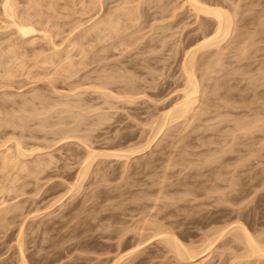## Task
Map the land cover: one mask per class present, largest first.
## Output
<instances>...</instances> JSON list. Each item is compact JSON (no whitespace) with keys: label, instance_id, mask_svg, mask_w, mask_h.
I'll return each mask as SVG.
<instances>
[{"label":"rangeland","instance_id":"374dc122","mask_svg":"<svg viewBox=\"0 0 264 264\" xmlns=\"http://www.w3.org/2000/svg\"><path fill=\"white\" fill-rule=\"evenodd\" d=\"M5 1L0 0V45L2 44V51L4 50L7 57L2 59L5 61H2L3 64L0 65V75L1 73L3 75L7 69L8 61H10L8 59H11L10 55L13 56L10 53V58H8L7 53L10 49L7 48L8 44L17 45L21 41L20 36L15 35L16 31L13 32L12 23L7 22L9 18L3 16L4 10L2 9L5 3L2 2ZM26 1L28 0H10L11 4L14 3V8L15 6L16 8L21 7L15 10L20 11L18 13L22 12V16H25L27 12L29 15L32 13L35 15L38 9L41 15L47 14L42 22L39 20L41 26L37 20L43 16L37 13L41 17L38 19L34 17L36 23L38 22V31H50V29L52 31L54 28L52 23L56 22V25L57 23L62 25L63 32L60 26L61 35L50 40L51 43L42 32L35 36L33 45L29 42L23 47V43H18L25 49V53L28 52L24 57L27 66L25 70L22 67L19 69L18 65L20 66L22 61L17 55H15L16 58L13 56L15 63L11 60L12 65L10 64L9 67H14L19 71L16 70L18 74L16 73L17 76L15 75L13 81L11 79V83L7 84L9 81L4 79L6 85L3 83L4 87L0 85V113L4 119L12 116V120L18 114L17 123L20 121L21 123L18 124H21L20 127L23 129L16 123V119L14 121L18 129L13 126L14 124H9L8 128L2 127L0 152H5L7 148L9 150V147H11L10 150H14L15 143L21 141L25 149L31 148L32 150L33 147L36 150V147L37 150L39 148L41 150L36 151L37 153L35 152L30 159L29 156L27 162L35 160L34 157H36L40 160L46 158L43 163H47L55 157L53 159L55 164L53 162V166L50 165L49 169L45 167L47 171L43 168L46 172L40 174L41 171L38 175L31 171L28 173L29 170L24 172L16 170L12 175H7L9 174L7 171L4 173L0 171V218L7 220L6 223L3 222L4 220L0 221V264H23L22 261H26L27 264H114L123 256L125 258L120 264H264V259L242 257L245 247L234 241L233 233L229 232L215 241L213 248L211 247L212 250L210 248L211 251L203 252L208 236L224 227L231 228L238 222L244 224L256 238L264 243V0H203L208 5L220 6L229 10L234 16L233 29L239 32V35L245 33L246 41L242 43L243 46H239L240 43L239 45L237 42L236 45L234 43V47L229 48L227 52L225 51L226 53L223 52L222 59L220 55H218L219 58L215 55L216 58L221 59V63L215 59L213 62L216 64L208 61V65L203 64L201 69L199 66L200 70H197L199 80L206 78L200 82L198 98L205 103L198 100L199 104H196V107L199 109L206 106L209 109L205 108V112L209 110V113H205L207 115L203 118L199 117L200 120L196 117L197 121L193 118V122L192 120H180L179 123L171 124L173 126L168 125V128H165L159 135L160 137H157V141H154V145L151 144L152 146L148 147L146 152H142L143 154L132 157L128 163L125 159L120 161L96 158L97 160L93 161V166L91 165L92 168L89 169L90 172L88 171L83 182H80L77 177L81 160L87 154V150L84 145L80 144L78 136H73L68 141L63 140L65 142H59L58 131L65 128L71 129L72 126L80 123L85 113L86 119L83 118V120L88 119L86 124L92 125V128L89 125H87L88 128L83 125L84 121L82 128L86 127L85 133L83 130L86 135L82 132L73 135H83L80 137L85 136L84 139L91 140V142L84 141V143L92 145L93 149L105 152L122 151L138 145V147H143L150 137H153L151 127L155 126L153 127L155 134L156 126L163 122V119L160 120L165 116L163 114L168 113L183 95L185 88V77L182 71L184 55L200 40L202 21L196 19L189 6L182 8L184 0H138L137 3L141 1L140 23L131 22L134 26L131 23L129 25V22L124 24L132 26V30L130 32L128 30V34H132L128 38L129 43H133H131L132 46L114 48L113 41L107 39V41L98 42L104 37L99 38L97 34L89 35V39L85 40V44L83 43L86 49H83L89 48L92 54L87 56L89 59L84 60L78 49L80 46L74 48L73 43L80 38L83 30L93 25V18L98 20L103 15H107L110 9H115L121 3L119 1L123 0H102L105 2L104 13L99 10L100 5L95 6L96 9L92 7L96 10L94 12L90 11V8L87 9L90 2L96 3L99 0H39L36 3L46 1L49 3L48 6L53 4L56 7L53 9L49 7V10L46 4L44 3L43 6L42 3L43 7L38 8L40 6L38 3L36 9L34 8L35 14L28 7L34 0L33 2L30 0V5ZM137 3L134 2L131 6L137 7ZM238 5L239 8H237ZM82 9H85L84 12ZM89 11L93 13L90 14ZM20 16L18 20L21 19ZM127 19L126 17L123 20ZM75 23L80 25L82 31L80 28L76 30L78 27L75 29ZM57 29L54 28L55 31ZM236 32L229 35L222 45L224 48L237 36ZM9 40L12 42L9 43ZM53 47L65 54L71 53L72 62L74 59L75 63L82 62V59L86 62H83L85 66L77 64L76 70L81 68L79 75L78 72L76 77L70 78V74L68 76L61 70L63 65L65 67L70 63L63 55L64 53L57 60L61 65L58 68L51 67L49 64L36 65V63L39 64L44 54L47 57L48 54H53ZM211 51L214 53L216 49H211L210 54H212ZM21 52H23L22 49L19 54ZM2 54L1 52L0 55ZM35 54H42V56L39 59L34 56ZM200 55L201 53H198V59H201ZM204 59L208 57L199 61L204 63L206 62ZM6 60L8 64L5 63ZM75 63L73 64L76 65ZM38 71H45L48 76H41L42 80L39 76L38 79L36 77ZM208 75L212 76L211 82ZM3 76H1L2 79ZM202 76L205 77L202 78ZM110 77L113 78L109 79ZM100 84L104 85L101 88L103 91L100 89ZM109 85L114 89L109 88ZM115 87L118 91L114 95L116 97L122 88L124 91L126 88L132 89L133 87L134 91L137 90L136 95H129V97L137 101L129 104L123 102L124 99L120 101V99L113 98V100L109 97V100H106L107 98L101 93L114 92ZM204 88L206 91H203ZM202 93L205 94L204 97ZM122 96L127 97L125 94L118 97ZM43 98L47 99L45 100L48 103L47 108L49 106L48 111L51 112H47L50 114H46L45 117L46 109L43 108V112L40 111L43 109H39L46 104ZM65 103L69 107L71 105L70 108L76 107L72 108L74 114L68 106L66 109L69 112L66 110L67 113H65ZM28 112L35 114L31 115ZM100 112L107 113L111 118L105 121L107 126L105 124L102 127L103 131L101 127H99L101 129L96 127L99 131L93 127L96 120L100 121ZM79 113L82 117H78ZM107 115L104 116L106 119ZM26 117H30L27 119L28 122L25 120ZM43 118L46 124H50L48 126L44 124L48 128L41 127L45 123ZM204 118H208L209 121ZM63 122L65 125H62ZM188 122L193 124H186ZM55 125L58 126L53 127ZM92 130H95V133H91V137L89 135L90 132H94ZM123 133L125 136L127 134V139L122 141ZM8 137L10 140L8 139L7 142ZM15 149L9 153L14 155L17 151V148ZM47 159L48 161H45ZM33 164L29 167H33ZM16 173L20 175L18 178H16ZM30 173L33 175L30 176ZM77 180L81 184L78 183V185ZM24 184L27 185L24 186ZM211 185H221L222 189L211 192L208 190ZM21 186L26 188L22 187L25 189H22L23 192ZM3 187L5 189L11 187V191L7 189L8 192ZM162 187L166 192L162 191V194H165L163 196L158 194L162 198H158L159 202L155 194L158 190H163ZM70 188L73 189L70 190ZM5 202L6 205L14 203V207L10 206V208L9 205L3 207ZM160 227L175 232L186 246L200 249L198 253L200 252L202 257L196 261L179 259L171 248L158 237ZM213 237L212 235L211 238ZM142 242L143 245H141ZM137 246L142 247L136 251ZM132 251L137 253H132ZM24 252L23 257L26 258L22 260Z\"/></svg>","mask_w":264,"mask_h":264},{"label":"bare ground","instance_id":"6f19581e","mask_svg":"<svg viewBox=\"0 0 264 264\" xmlns=\"http://www.w3.org/2000/svg\"><path fill=\"white\" fill-rule=\"evenodd\" d=\"M25 1V0H24ZM29 1V2H28ZM28 1H26V3L27 4H29L30 5V3L31 2H33V0L30 2V0H28ZM37 1H39V0H34V2H35V4H34V2L33 3H31V7L30 6H28L30 9H32L33 10V12H34V8L36 9V7H37V5H38V3H40V2H38V3H36ZM41 1V0H40ZM48 1V0H47ZM49 1H51V0H49ZM93 1H97V0H93ZM136 1H138V0H123V1H119V5L115 8V9H110L109 10V8H108V10H109V12L107 13V15H103V17H100L97 21L95 20V18H93L92 19V21L94 22L93 23V25L90 27V28H88V29H86L85 31L83 30L82 31V28H80V25L78 24V25H76V23H75V25H76V27L75 26H73V28L75 27V29L76 30H78L79 28H80V31H82L81 33H82V35L80 36V38H77V40L73 43L74 44V48H75V46H80L78 49L80 50V53L82 54V58L85 60L86 58H88L87 56H90V54H92L90 51H89V48L87 49V50H85L86 48H85V46L83 47V43L85 42V40H88L89 38V35H94V34H97L98 36L97 37H104L103 39H99L98 40V42H102V40H104V41H107V39L110 41H113L112 43H113V45H114V48H118V47H120V46H127V47H131L132 46V44L131 43H129L130 42V40H128V38H130V34H128V30H129V32H130V30H132V26L130 27L129 25H131L132 23L131 22H139L140 23V21L139 20H141V16L139 15L140 14V12H139V10H140V8H139V6L141 5V1H139V3H137ZM14 2V1H13ZM134 2L135 3H137L136 4V6L137 7H132L133 5L132 4H134ZM2 3H5L4 4V6H3V9L2 10H4V12H3V16H6V18L8 19H5V20H7V22L9 23V24H11L12 25V29L14 30L13 32H15L16 31V33L17 34H15V35H19L20 36V38H21V41L20 42H18L17 40V42L19 43V44H22L23 43V47L25 46V44H27V43H29L30 42V44H35V36L37 35V34H39L40 32H42V33H44V35H45V37H48L49 38V41L50 40H54V39H56L55 37H57V36H60L61 35V33L63 32V27H62V25H60L59 23H57V25H56V22L54 23H52V24H54L53 26H54V28H58L56 31L54 30V28H52V31H51V29H50V27H49V29H50V31L48 30V31H43V30H37L38 28V22H39V20H41L40 22H42L43 21V19H44V17H45V15H47V14H45L44 16L43 15H41L39 12V9H38V11L37 10H35V11H37V13L38 14H40L41 16H43V18L40 16V15H37V13L36 12H34V14L35 15H29V14H27V13H25L23 10H21V11H23L24 13H25V16H22L21 15V13H18V12H20V11H16L15 9H21V7H17L16 8V6H15V8H14V3L13 4H11L12 2H10V0H6L5 2H2ZM24 3V2H23ZM43 3V4H42ZM44 3L46 4L45 6H47V8L50 10V8L51 9H53V7H54V5L53 4H50L49 6H48V4L49 3H46V1L45 2H41L40 3V6H38V8H40L42 5L44 6ZM53 3H54V1H53ZM240 3V2H239ZM238 3V4H239ZM17 4V3H16ZM42 4V5H41ZM104 4H105V2H103L102 0H99L98 2H90V4L88 5V10H89V8H90V11H96V10H94V9H96L95 8V6H97V5H100V9L99 10H102V12H103V6H104ZM115 4H116V2H115ZM36 5V6H35ZM52 5V6H51ZM132 5V6H131ZM25 6H26V4H25ZM42 6V7H43ZM83 6H84V3H83ZM85 6H86V3H85ZM186 6H189L190 7V9H191V12L192 13H194L195 14V17H196V19L197 20H200V21H202V26H201V31H200V33L202 32V36L200 37V40H198V42H197V45L195 46V47H192L191 49H188L187 51H186V53H185V55H184V59H183V63H182V71H183V76L185 77V88L183 89V95L181 96V98H180V100H179V102H177V104L176 105H174V107L170 110V111H168V113L166 112V114H163V118H161L160 120H162L163 119V122L161 123V125L159 124V126L157 125V124H154V125H157L156 126V132H155V134L153 133V130H155V128H153V127H155V126H153V127H151V131H152V136L153 137H150V139H152V140H150L149 139V141H148V143H146L143 147H129V148H127V149H121L122 151H118V150H116V151H98V149L97 150H95V149H93V146H92V148H91V146L88 144V143H84V141L85 142H91V140H89V139H91V138H89L88 140L89 141H87V139H84V138H86L85 136L84 137H80V136H83V135H73V134H76V133H83V130H84V133H85V129H86V127L85 128H82L83 127V125H85V126H87V125H89V124H86V122H87V120H85L86 118L84 117V115H85V113H84V115H82L81 113H79V116L78 117H82V119H80V118H78V120L80 119V123H77L76 125L74 124V123H76L78 120H76V122H74L73 123V125H75V126H72V128L71 129H64V130H61L60 132L58 131V133L57 134H60L58 137L60 138V141H59V138L57 139L59 142H61V141H63V140H70V138L71 137H73V136H75V137H77V138H79V140H80V144H82V145H84L85 146V148H86V152H87V154L85 155V157H83L82 158V160H81V163H80V165H81V167H80V172H79V176L77 177L78 178V180L80 181V182H83V180H84V177L86 176V175H88L87 173H88V171H89V169L90 168H92L91 167V165L93 166V161L96 159V158H101V160H102V158H104V159H106V160H108V159H117V160H120L121 161V159H125L127 162L126 163H128V162H130V160L132 159V157H134V156H136V155H138V154H141L142 152H146L145 150H147L148 149V147L150 148L152 145L151 144H155V140L156 139H158L157 137H160L159 135H161L162 134V132L165 130V128H168L167 126L168 125H170V126H173V125H171V124H173L174 122H176V123H179L180 122V120L182 121V120H192L193 118V120H195V118L197 117L198 118V120H200V118L199 117H201V118H203V117H205L207 114H205V113H207L209 110H207L206 112H205V108H206V106H205V108L203 109L202 107H200L199 109H198V107H196L197 105L196 104H199V103H197L198 102V100H201V99H199L198 97L200 96V82L201 81H203L206 77L205 76H202V78L203 77H205L204 79H202L201 81L199 80V77H198V71L202 68V66H203V64H206V65H208L207 63H208V61H211L212 63H215V62H213V61H215V59H216V61H217V59L219 58V56L218 55H220V57H221V55H224V53H226L227 52V50H229V48H231L232 46L234 47L235 45H236V42H237V44L239 45V43H240V45L239 46H243L244 44H242V43H246V41H245V33H243V34H241L240 33V35H239V32H236L234 29H233V23H234V16L231 14V12L229 11V10H227V9H225V8H223V7H220V6H212V5H208L207 4V2H203V0H184V4L182 5V8H184V7H186ZM33 7V8H32ZM50 7V8H49ZM56 7V6H55ZM54 7V8H55ZM92 7H94V9H92ZM83 8H86V7H83ZM99 8V7H98ZM111 8V7H110ZM180 8V7H179ZM237 8H239V5H238V7ZM30 9H29V11H30ZM46 9V8H45ZM92 9V10H91ZM25 10H26V7H25ZM31 10V11H32ZM42 10V9H41ZM47 10V9H46ZM48 10V11H49ZM83 10V9H82ZM85 10V9H84ZM84 10H83V12H84ZM28 11V10H27ZM53 11V10H52ZM89 11V12H90ZM136 11V12H135ZM41 12H43V11H41ZM53 12H55V11H53ZM86 12H88V11H86ZM85 12V13H86ZM93 12H90V14L91 13H93ZM98 13H99V11H97ZM102 12H100V13H102ZM106 12V11H105ZM139 12V13H138ZM16 13L18 14V15H16ZM23 13V14H24ZM44 13V12H43ZM104 13V12H103ZM136 13H137V15H136ZM5 14V15H4ZM67 14V13H66ZM89 14V13H88ZM97 14V13H96ZM142 14V13H141ZM174 14V13H173ZM21 15V16H20ZM27 15V16H26ZM29 15V16H28ZM56 15V14H55ZM59 15V14H58ZM99 15V14H98ZM101 15V14H100ZM17 16V17H16ZM20 16V20H18V17ZM38 16V17H37ZM52 17H53V15H51ZM60 16H62V15H60ZM95 16V15H94ZM139 16H140V18H139ZM34 17L35 18H40V19H38L37 21V23H36V19H34ZM47 17V16H46ZM64 17H66V16H64ZM98 17V16H97ZM125 17V18H124ZM126 17L129 19H127V20H123V19H126ZM173 17V16H172ZM17 18V19H16ZM49 19H50V15H49V17H48ZM55 18H57V17H55ZM60 18V17H59ZM3 19V18H2ZM12 21H11V20ZM175 18H173V20H174ZM9 20H10V22H9ZM55 20V19H54ZM61 20V19H60ZM44 21H46V19L44 20ZM57 21L58 22H60L58 19H57ZM125 21H127V22H125ZM40 22H39V25H40ZM124 22V23H123ZM129 22V25H124V24H127ZM47 23V22H46ZM48 23H49V20H48ZM131 23V24H130ZM134 23L132 24L133 26H134ZM138 23V24H139ZM197 23H198V21H197ZM7 24V23H6ZM50 24V23H49ZM46 25V24H45ZM83 25V24H82ZM41 26V25H40ZM53 26H51V27H53ZM60 26H61V30H62V32H61V30H59L60 29ZM84 26V25H83ZM3 27V26H2ZM9 28H11V26H8ZM4 28H5V26H4ZM6 29V28H5ZM42 29V28H41ZM46 29V28H45ZM54 30V31H53ZM237 31H238V29H236ZM70 32H72V31H70ZM75 32V30L73 31V33ZM233 32H236V34H237V36H235L234 38H236V39H234L233 38V40H231L230 42H229V44L227 45V47H223L222 45L225 43V41L227 40V38L229 37V35L230 34H232ZM41 33V34H42ZM73 33H71V34H73ZM136 34V32H133V34ZM102 34L104 35V36H102ZM247 34V33H246ZM99 35H101V36H99ZM129 37H128V36ZM238 35H239V37H238ZM244 35V36H243ZM248 35V34H247ZM246 35V36H247ZM131 36H132V34H131ZM44 37V36H43ZM44 37V38H45ZM79 37V36H78ZM244 39H242V38ZM5 38V37H4ZM3 38V39H4ZM20 38H19V40H20ZM48 38H47V40H48ZM247 38H249V36H247ZM12 39V38H11ZM242 39V40H241ZM101 40V41H100ZM239 40H241V41H239ZM247 40V39H246ZM15 41V40H14ZM72 41V40H71ZM3 42V41H2ZM1 42V43H2ZM10 42H12V41H10L9 40V43ZM6 43V42H5ZM4 43V44H5ZM16 43V42H15ZM17 43V45H15L14 43H12V45L10 46V44H6L7 46V48L9 49V53H7V55H8V58H10L11 57V59H8V58H5V59H8V60H10V61H8V63H7V60H6V64H8L7 65V69H5V71H4V73H3V75H2V73H1V75H0V78H1V76H3V81L1 80L0 82H1V86L4 84V79L6 80H8L7 82V84H9V83H11V79H12V81H13V79H14V77H15V75H16V73L18 74V69H14V67L13 68H11V67H9L10 66V62H11V60H13L12 58H13V56L15 57V55H17L18 57H20V60L22 61V64L19 66L18 64V68L20 69V67H22L24 70H25V67L27 66L26 65V63H25V58L24 57H26L27 56V53H25L24 52V48H22V47H20L19 46V44ZM50 43H51V41H50ZM234 43H235V45H234ZM71 44V43H70ZM72 44V45H73ZM85 44V43H84ZM242 44V45H241ZM2 45V44H1ZM0 45V49H1V52L4 54L5 52H4V50L2 51V46ZM54 45V44H53ZM112 45V46H113ZM237 45V46H238ZM22 46V45H21ZM118 46V47H117ZM222 46V47H221ZM236 46V47H237ZM34 47V46H33ZM68 47H70V46H68ZM93 47V49H94V46H92ZM126 47V48H127ZM5 48V47H4ZM54 48V47H53ZM61 48V47H60ZM72 48V47H71ZM83 48H85V49H83ZM107 48V47H106ZM216 49V52H214L213 53V51H211L212 52V54H210V50L211 49ZM243 48V47H242ZM21 49H22V51L23 52H21V54H19L20 53V51H21ZM55 49V48H54ZM54 49H53V54L52 55H49L48 54V57L47 56H42V54H35L34 56L36 57V58H39L40 59V57H41V59H40V61L38 62L39 64H37L36 63V65H40V63H41V65H44V64H46V65H48L49 64V66L51 65V67L52 66H56L57 68L59 67V66H61L58 62H57V60H58V58L60 59V57H62V53H64L63 51H60L58 48V50H56L55 51V53H54ZM92 49V50H93ZM105 48H103V51H105L104 50ZM20 50V51H19ZM52 50V49H51ZM205 50V51H204ZM207 50H209V51H207ZM6 51V52H7ZM34 51V50H33ZM67 51V50H66ZM73 51V50H72ZM89 51V52H88ZM207 51V53H208V55H207V53L206 54H204V52H206ZM226 51V52H225ZM0 52V53H1ZM37 52V51H36ZM224 52V53H223ZM10 53L11 54H13V56L12 55H10ZM41 53V52H40ZM73 53V52H72ZM89 53V54H88ZM198 53L200 54L201 53V59L203 60V58H207L208 57V59H212V60H208V59H204L206 62H200L199 60H201V59H198L197 58V56H198ZM202 53L204 54V55H202ZM222 53V54H221ZM3 54H2V58L0 57V65H2L3 63H2V61H5V60H2L4 57H7V56H5V54H4V56H3ZM71 53H69V52H67V54H63V55H65V57H67V60H68V62H70L68 65L66 64V66L64 67V65L62 66V67H64V69L61 67V70L62 71H64L66 74H68V76H69V74H70V78H72V77H74L79 71H80V69L79 70H76V66H77V64H80V66H85V64L84 63H86L85 61H83V59H82V62H78V63H75L74 61H75V59H74V61L72 62V58H71V55H70ZM9 55H10V57H9ZM47 55V54H46ZM218 57V58H216V56ZM16 56V57H17ZM15 57V58H16ZM30 57V56H29ZM74 57V56H73ZM14 58V59H15ZM89 59V58H88ZM221 59H222V57H221ZM221 59H218L219 60V62L221 63ZM16 60V59H15ZM19 62H20V60L19 59H17ZM37 60V59H36ZM66 60V59H65ZM201 60V61H202ZM14 61V60H13ZM12 61V62H13ZM78 61V60H77ZM17 62V61H16ZM28 62V61H27ZM33 62H34V60H33ZM66 62V61H65ZM68 62H66V63H68ZM84 62V63H83ZM211 62H209V63H211ZM218 62V61H217ZM14 63H15V61H14ZM73 63H75L76 65H74ZM83 63V64H82ZM220 63H218L219 65H220ZM6 64H4V65H6ZM200 64V65H199ZM216 64V63H215ZM223 64V63H222ZM3 65V66H4ZM12 65V64H11ZM14 65V64H13ZM33 65H35V64H33ZM46 65H44V66H46ZM87 65V64H86ZM211 65V64H210ZM209 65V66H210ZM218 65V66H219ZM43 66V67H44ZM88 66V65H87ZM86 66V67H87ZM197 66H198V69H197ZM199 66H200V69H199ZM9 67V68H8ZM15 67H17V66H15ZM204 67H205V65H204ZM34 68V67H33ZM37 68V67H36ZM39 68V67H38ZM46 68V67H45ZM215 68V67H214ZM42 69V68H41ZM41 69H39L40 71H41ZM49 69V68H48ZM209 69V68H208ZM212 69V68H211ZM211 69H209V70H211ZM16 70H18V71H16ZM30 70V69H29ZM43 70V69H42ZM44 70H46V69H44ZM198 70V71H197ZM214 70V69H213ZM32 71V70H31ZM40 71H38L37 72V74L36 75H38V76H36V75H34V77L36 76L37 78L40 76V78H41V80H42V77L41 76H48L46 73H45V71H42V72H40ZM57 71V70H56ZM208 71V70H207ZM6 72V73H5ZM48 72V71H47ZM212 72H214V71H212ZM211 72V73H212ZM208 73H209V71H208ZM208 73H206V75L208 74ZM53 74V73H52ZM80 74V72L78 73V75ZM49 75H51V74H49ZM54 75V74H53ZM17 76V75H16ZM32 76V75H31ZM55 76V75H54ZM54 76H53V78H54ZM77 76V75H76ZM75 76V77H76ZM209 76V80L211 79V77H210V75H208ZM68 77V79H70ZM111 78H113V77H110L109 79H111ZM39 79V78H38ZM37 79V80H38ZM45 79V78H44ZM49 79V78H48ZM47 79V80H48ZM201 79V78H200ZM208 79V78H207ZM51 80V79H50ZM208 80V81H209ZM46 81V80H45ZM207 81V82H208ZM54 82V81H53ZM205 82H206V80H205ZM210 82H211V80H210ZM3 83V84H2ZM109 83V82H108ZM107 83V84H108ZM104 84V83H103ZM106 84V85H107ZM111 85H112V83H110ZM4 85H6V84H4ZM4 85H3V87H4ZM11 85V84H10ZM10 85H7V86H10ZM111 85H109V88H111L112 90L114 89V88H112L111 87ZM104 86V85H103ZM103 86H101V84H100V89L101 88H103ZM108 86V85H107ZM106 86V87H107ZM117 87V86H116ZM116 87H115V90H114V92H110V93H105V92H102L101 94H102V96L103 97H105V98H107L106 100H109V97H111L112 99L114 98H117L116 100H119L120 99V101L122 100V99H124V100H122L123 102L125 101V103L127 102V103H132L133 101L135 102V101H137V100H135L133 97H129V95L130 96H134V95H136V92H137V90L136 91H134V88L133 87H131L132 89H129V88H126V89H124V91H123V88L121 89V90H119V94L121 93V94H125V95H127V97L125 96H122V97H118V96H121V94L119 95L118 93V95H117V97L116 96H114L115 95V93H116V91H117V89H116ZM206 87V86H205ZM118 89H120L119 87H117ZM202 88V87H201ZM208 90V89H207ZM98 91H100V90H98ZM101 91H103L102 89H101ZM111 91V90H110ZM203 91H206V89L204 88V90ZM79 92V91H78ZM118 92V91H117ZM205 94H206V92H204ZM79 94V93H78ZM139 94V93H138ZM203 94V93H202ZM205 94H203L202 96L204 97V95ZM211 94V93H210ZM209 94V95H210ZM38 96V95H37ZM78 96V95H77ZM2 97V96H1ZM45 97V96H44ZM202 97V99H204ZM110 98V99H111ZM3 99V98H2ZM5 99V98H4ZM3 99V100H4ZM38 99V98H37ZM44 99V98H43ZM111 99V100H112ZM113 99V100H114ZM45 100H47V99H44L43 101L46 103L47 101H45ZM205 100V99H204ZM43 101H42V103H43ZM199 102H202V100L201 101H199ZM8 103V102H7ZM107 103H110V101L108 102L107 101ZM202 103H205V102H202ZM14 104V103H13ZM29 104V103H28ZM41 104V103H40ZM63 104V103H62ZM62 104H60V105H62ZM133 104V103H132ZM201 104V103H200ZM16 105V104H15ZM26 105V104H25ZM44 105H46V106H44ZM44 105H42L43 107H39V109H46L45 110V114H44V117H45V115L47 114V112H50V111H48L49 110V106H48V108H47V105H48V103H46V104H44ZM202 106H203V104H201ZM205 105V104H204ZM209 104H207V106H208ZM51 106V105H50ZM63 106H64V104H63ZM65 113H67L66 112V108H67V106L69 107V105L68 104H66L65 103ZM112 106H114V105H112ZM13 107V106H12ZM62 107V106H61ZM70 107H71V105H70ZM69 107V108H70ZM215 107V106H214ZM7 108V107H6ZM34 108H36V107H34ZM51 108V107H50ZM72 108L74 109V108H76V107H73L72 106ZM72 108H70L71 109V113H73V110H72ZM81 108V107H80ZM17 109H19V108H17ZM44 109L43 110H40V111H44ZM93 109V108H92ZM198 109V110H197ZM206 109H209V108H206ZM1 110V109H0ZM21 110V109H20ZM34 110V109H33ZM33 110H31V111H33ZM35 110H37V111H39L38 109H35ZM113 110V109H112ZM18 111V110H17ZM28 111V110H27ZM30 111V110H29ZM63 111V112H64ZM68 112H69V110H67ZM12 112V111H11ZM11 112H8V113H10L11 114ZM33 112H35V111H33ZM33 112H28V113H31V115L32 114H35V113H33ZM2 113H3V111H2ZM8 113L6 114V116L8 115ZM51 113V112H50ZM50 113H48L47 115H49ZM75 113V112H74ZM73 113V114H74ZM77 113V112H76ZM104 113V112H103ZM109 113V112H108ZM209 113V112H208ZM212 113V112H211ZM3 114H5V112L3 113ZM21 114V113H20ZM41 116H42V114H41V112L39 113ZM55 114V113H54ZM70 114V113H69ZM100 115H99V118H100V121H99V119L98 120H96L97 122H96V124L95 123H93V127H97L98 126V128L99 127H104V125L106 124V120H108L109 121V119L108 118H110L108 115H107V113L106 114H102V112H100L99 113ZM13 115V114H12ZM27 115V114H26ZM68 115V114H67ZM80 115H82V116H80ZM94 115V114H93ZM108 116L107 117V119H106V117H104V116ZM202 115H204V116H202ZM210 115V114H209ZM5 116V115H4ZM14 116V115H13ZM18 116V114L17 115H15L14 117H13V120H12V116H10L11 117V119H10V117H8L9 119H4V117L2 118V114L0 113V132H1V129H2V127L3 128H8L9 127V124L10 125H12V124H14L13 126L14 127H17V124L18 123H21L20 121H18V123H17V117ZM37 116V115H36ZM65 116H66V114H65ZM69 116V115H68ZM89 116V115H88ZM25 117V116H24ZM31 117V116H30ZM30 117H28V118H30ZM40 117V116H39ZM62 117V119H63V116H61ZM67 117V116H66ZM27 117L25 118V120H26V122H28V119ZM47 118V117H46ZM50 118V117H49ZM49 118L48 119H46L47 121L49 120ZM83 118H85L84 120H83ZM94 118V117H93ZM197 118H196V121H197ZM16 119V123H15V120ZM33 119H34V117H33ZM40 120L42 119V118H39ZM61 119V118H60ZM65 119V118H64ZM76 119H77V117H76ZM206 118H204V120H205ZM22 120V119H21ZM31 120H32V118H31ZM66 120V119H65ZM110 120H111V118H110ZM193 120H192V122H193ZM203 119H201V121H202ZM206 120H208V118L206 119ZM261 120V119H260ZM12 121H14V123L12 122ZM24 121V120H23ZM45 120H44V118H43V122H44ZM84 121H85V124H83L82 125V122L84 123ZM158 121V120H157ZM209 121V120H208ZM60 122V121H59ZM185 121H183V123H184ZM203 122V121H202ZM24 123H25V121H24ZM32 123V122H31ZM40 123V122H39ZM47 122L45 121V123H43V125H42V123H41V127H43V126H45L44 124H46ZM68 123V122H67ZM92 123V122H91ZM154 123H157V122H154ZM176 123H174V124H176ZM189 123H191V122H188V123H186V124H189ZM27 124V123H26ZM25 124V125H26ZM57 124H59V123H57ZM95 124V125H94ZM193 123H191V125H192ZM6 125H8L7 127H6ZM16 125V126H15ZM19 125V127H20V125L21 124H18ZM48 125H50V124H46V126H48ZM61 125V124H60ZM62 125H65L64 124V122H63V124ZM71 125V124H70ZM152 125V124H151ZM178 125V124H177ZM191 125H189V126H191ZM13 126H11V128L13 127ZM45 126V127H46ZM56 126H58V125H55V126H53V127H56ZM106 126H107V124H106ZM175 126V125H174ZM188 126V127H189ZM25 127V126H24ZM52 127V126H51ZM52 127V128H53ZM89 127L90 128H92V125L90 126L89 125ZM20 128H22V127H20ZM26 128V127H25ZM24 128V130H26L27 128H28V126H27V128L25 129ZM30 128V127H29ZM37 128V127H36ZM44 128V127H43ZM42 128V129H43ZM46 128H48V127H46ZM58 128V127H57ZM87 128H88V126H87ZM98 128H96L95 130H98ZM101 128H99V129H101ZM174 128V127H173ZM187 128V127H186ZM247 128V127H246ZM13 129H15L16 130V128H13ZM17 129H18V127H17ZM23 129V128H22ZM45 129V128H44ZM188 129V128H187ZM186 129V130H187ZM55 130V129H54ZM95 130H92V131H94V132H90V135L87 133V131H86V133L89 135V136H91V133H95ZM104 130V128H102V131ZM167 130H169V129H167ZM170 130H171V128H170ZM169 130V131H170ZM88 131H90V129L88 130ZM99 131V130H98ZM147 131V130H146ZM13 132V131H12ZM11 132V133H12ZM57 132V131H56ZM97 132V131H96ZM13 133H16V132H13ZM12 133V134H13ZM83 133V134H84ZM110 133V132H109ZM10 133H8V135H9ZM7 135V136H8ZM15 135V134H14ZM84 135H86V134H84ZM121 134L119 133V136H120ZM150 135V136H151ZM3 136V135H2ZM1 136V137H2ZM126 136H127V134H126ZM125 136V134L123 133V135H122V141H123V139L124 140H126L127 139V137ZM4 137V136H3ZM11 137V136H10ZM10 137H8V138H6V140H7V142L10 140L9 138ZM92 137V136H91ZM130 137V136H129ZM181 137V136H180ZM13 138V137H12ZM80 138H83V139H80ZM114 138V137H113ZM117 140L119 139V138H117V137H115ZM4 139H5V137H4ZM3 139V141L5 142V140ZM9 139V140H8ZM115 139V140H116ZM131 139H133V138H131ZM181 139H183V137L181 138ZM13 140V139H12ZM12 140L10 141V142H12ZM18 140V139H17ZM25 140V139H24ZM23 140V141H24ZM83 140V141H82ZM2 141V143H4ZM65 141H63V142H65ZM157 141V140H156ZM160 141V140H159ZM178 141H180V139L178 140ZM7 142H5V143H7ZM17 142V141H16ZM21 142V141H20ZM17 142V144L15 143V145H14V150H16L15 148H17V151H15V153H14V155H12L11 154V152L12 151H14V150H10V148L11 147H9V150H8V148H7V150H5V152L3 151V152H0V166L2 167H0L1 168V172L2 173H4V172H6L7 171V173H9V174H7V175H12V173H13V171H22V172H24V171H26V170H29L28 171V173L31 171V173H33V174H36L37 173V175H38V173H40L41 171V173L40 174H42V173H44V172H46L47 171V169H49V167H50V165L51 166H53V162H54V164H55V161L53 160L54 158H52L51 156V158H52V162H50V160L48 161V159L47 160H45V161H48L47 163L45 162V163H43V160L44 159H46V158H42V160H40V158H36V157H34L35 158V160L33 159L32 161H30V162H27V159H28V157H29V159L32 157V156H34V154H35V152L36 151H38L37 150V148L35 147V149L36 150H34V148L32 147V150H31V148L30 149H25L24 147H23V143L21 142ZM5 143H4V145H5ZM126 143V142H125ZM79 144V145H80ZM89 146H88V145ZM121 144V143H120ZM7 145V144H6ZM131 145V144H130ZM142 145V144H141ZM126 146V145H125ZM132 146V145H131ZM113 147V146H112ZM122 147V146H121ZM127 147V146H126ZM8 151V152H7ZM9 151H11L10 153H9ZM41 150H39L38 152H40ZM9 153V155L7 154V153ZM37 153V152H36ZM40 154H42V153H40ZM143 154V153H142ZM70 156V155H69ZM97 160V159H96ZM95 160V161H96ZM125 160H122V161H125ZM210 162V161H209ZM30 163V164H29ZM35 165H34V164ZM42 163H43V165H42ZM67 163V162H66ZM31 164H33V167H29V165H31ZM38 165V166H37ZM35 166V167H34ZM43 166V167H42ZM148 166V165H147ZM166 166V165H165ZM42 167V168H41ZM45 167H47V169L45 168ZM46 169V171H43L44 169ZM51 168V167H50ZM91 170V169H90ZM221 171V170H220ZM17 172V173H18ZM90 172V171H89ZM17 173H16V178H18L19 176L17 175ZM30 173V176L31 175H33V174H31ZM20 174V173H19ZM39 174V175H40ZM77 175H78V173H77ZM164 176H166V174L164 175ZM168 176V175H167ZM9 177H11V176H9ZM22 177V176H21ZM7 179H8V177H7ZM22 179V178H21ZM164 179H165V177H164ZM18 180V179H17ZM77 180V181H78ZM166 180V179H165ZM12 181V180H11ZM77 182V184L78 183H80V182ZM231 181V180H230ZM233 182H234V180H233ZM81 184V183H80ZM161 184V183H160ZM164 184V183H163ZM163 184H162V186H163ZM233 184V183H232ZM27 185V184H26ZM25 184H24V186H26ZM79 185V184H78ZM213 185V184H212ZM211 185V187L208 189L209 191H211V192H213V190L215 191V190H219V189H222L220 186L221 185H214V186H212ZM12 186V185H11ZM14 186H15V184H14ZM24 186H21V191H22V189L23 190H25L26 188L24 187ZM6 187V186H5ZM20 187V186H19ZM19 187H17V188H19ZM22 187H24V188H22ZM77 186H75V188H76ZM164 187V186H163ZM162 187V188H163ZM2 188V187H1ZM4 188V187H3ZM11 188V187H10ZM10 188H4L5 190H7V189H10ZM17 188H15V190H19V189H17ZM74 188V187H73ZM73 188H70V190H72ZM161 188V187H160ZM165 188V187H164ZM164 188H163V190H158V193L157 194H155L156 196H158V194H160L161 196H163V195H165V194H162V191H165L164 190ZM233 188V187H232ZM13 189H14V187H13ZM4 190V191H5ZM2 191V190H1ZM4 191H2V192H4ZM8 191V190H7ZM10 191H11V189H10ZM14 190H12V192H13ZM160 191V192H159ZM216 191V192H217ZM9 192V191H8ZM19 192H20V190H19ZM23 192V191H22ZM166 192V191H165ZM25 193V192H24ZM164 193V192H163ZM152 196V195H151ZM215 196H216V194H215ZM158 198H161V197H157V201H159L158 200ZM169 198V197H168ZM162 199V198H161ZM156 201V202H157ZM196 201V200H195ZM219 201V200H218ZM226 201V200H225ZM225 201H223V202H225ZM55 202V201H54ZM160 202V201H159ZM8 204V203H7ZM19 204V203H18ZM9 205V204H8ZM8 205H6V202H5V204L3 205V207H6V206H8ZM14 205V203L13 204H11V205H9V207L11 206H13ZM15 206H17L16 204H15ZM155 206H157V205H155ZM9 207H8V209H9ZM10 207V208H11ZM14 207V206H13ZM12 207V208H13ZM17 208H19V206L17 207ZM154 208V207H153ZM1 209V208H0ZM3 209V208H2ZM5 210H6V208H5ZM4 210V211H5ZM11 210V209H10ZM9 210V211H10ZM14 210V209H13ZM3 211V210H2ZM6 211H8V210H6ZM12 211V210H11ZM154 211V210H153ZM13 212V211H12ZM2 213V212H1ZM10 213V212H9ZM152 214V213H151ZM3 215H4V213H3ZM5 215H7V214H5ZM0 217H1V215H0ZM8 217V216H7ZM5 218V217H4ZM1 219V218H0ZM5 219H7V218H5ZM4 220V219H3ZM2 219L0 220V221H3ZM7 221V220H6ZM6 221L4 220L3 222H5L6 223ZM147 221V220H146ZM1 223V222H0ZM3 224V223H2ZM173 224V223H172ZM228 228H229V226H227V227H224L223 229H220V230H218V231H215L212 235L214 236L213 238H211V236L212 235H210V236H208L207 238L208 239H206L207 240V242H209V243H207L206 242V248H203V249H205L203 252H207L208 250H210V248L212 247L213 248V246H214V244H215V241H217V239H219V238H223L224 236H226V234L229 232V233H233L232 235H233V239H234V241H236V242H239L240 244H242L244 247H245V252L242 254V257H244V258H257V259H260V260H262V259H264V243H262L261 242V240H259L258 238H256L252 233H251V231H249L248 230V228L244 225V224H242V223H240V222H238V223H236V224H234L231 228H229V230H228ZM226 233V234H225ZM21 234V233H20ZM153 235V234H152ZM158 237L160 238V240L161 241H163L164 243H166L170 248H171V251H173L175 254H176V256L179 258V259H181V260H191V261H196L199 257H202L201 255H200V252L198 253V251L200 250V249H198L197 247L195 248L194 246L192 247H188V246H186L181 240H180V238L179 237H177V235H176V233L175 232H172L171 230H169V229H163L162 227H160V228H158ZM157 235H156V237H157ZM217 235V236H216ZM223 236V237H222ZM261 238V237H260ZM152 241V240H151ZM21 242V241H20ZM146 241H144V243H145ZM143 242H142V244L141 245H143L144 244ZM149 243H150V240H149ZM149 243H147V245L149 244ZM19 244H22V243H19ZM18 244V245H19ZM146 245V246H147ZM213 245V246H212ZM24 247V246H23ZM138 248H136V251L137 250H139V248H141L142 246H137ZM212 248H211V250H212ZM19 249V248H18ZM20 249H21V247H20ZM23 249V248H22ZM198 249V250H197ZM202 249V250H203ZM134 250V249H133ZM210 250V251H211ZM20 251V250H19ZM132 253H135V251H132ZM137 253V252H136ZM135 253V254H136ZM20 254H21V252H20ZM19 254V255H20ZM25 254V252L22 254V260H25V259H23V258H26V257H23V256H25L24 255ZM130 255H131V253H129ZM134 255V254H133ZM204 256H205V254H203ZM132 256V255H131ZM241 256V255H240ZM125 258V256H123V257H121V258H119L118 260H116L115 261V263L114 264H120L121 263V261L123 260ZM238 258H239V256H238ZM237 258V259H238ZM136 259V258H135ZM256 259V260H257ZM239 260V259H238ZM241 260H244V259H241ZM246 260V259H245ZM19 262H21V261H19ZM23 262V264L25 263V264H27L26 263V261H22Z\"/></svg>","mask_w":264,"mask_h":264}]
</instances>
